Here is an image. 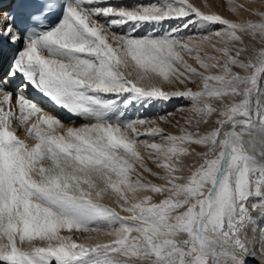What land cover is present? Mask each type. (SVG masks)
I'll return each mask as SVG.
<instances>
[{
	"label": "snow or ice",
	"instance_id": "snow-or-ice-1",
	"mask_svg": "<svg viewBox=\"0 0 264 264\" xmlns=\"http://www.w3.org/2000/svg\"><path fill=\"white\" fill-rule=\"evenodd\" d=\"M226 4L0 0V264H264V0Z\"/></svg>",
	"mask_w": 264,
	"mask_h": 264
},
{
	"label": "rangeland",
	"instance_id": "rangeland-1",
	"mask_svg": "<svg viewBox=\"0 0 264 264\" xmlns=\"http://www.w3.org/2000/svg\"><path fill=\"white\" fill-rule=\"evenodd\" d=\"M149 2H151V0H145V2H143L142 4H146ZM190 2L194 3L197 6H202L204 0H190ZM207 2L212 6L213 11H215V12H217V13H219V14H221V15L229 18V19L234 18L229 13V11L227 10L226 0H207ZM237 2L238 3L242 2V0H237ZM110 3L111 4H118L114 0H112V2H110ZM131 4H132V1L128 5H131ZM197 31H198L197 29H192L190 34H195ZM182 106L187 107V103L174 98L173 100H171L169 102H156L153 106H149V107L144 108V109L141 108V111L137 115H139L140 118L152 119V118H156L159 115H165L166 113H173L174 115L179 117L181 115V113H179L177 111V109L182 107ZM140 114H141V116H140ZM129 115H130L129 117L135 118V116H136L135 107H133L132 112H130ZM161 127H164L165 131H173V129L167 125L161 124Z\"/></svg>",
	"mask_w": 264,
	"mask_h": 264
},
{
	"label": "bare ground",
	"instance_id": "bare-ground-1",
	"mask_svg": "<svg viewBox=\"0 0 264 264\" xmlns=\"http://www.w3.org/2000/svg\"><path fill=\"white\" fill-rule=\"evenodd\" d=\"M114 1H116V3H118V4H123V5H128L129 3H131V1H132V4L133 3H143V2H145V0H114ZM110 2H112V0H110ZM26 95H27V97L29 99L37 102L45 111L50 112L51 114L58 116L65 123H67L66 114L63 111H61L60 109H58L57 107H55L51 102H49L45 97H43L42 94L38 93V91L29 88L27 90ZM13 103H14V100H13ZM138 107L139 106L135 107V110H136L135 118L137 116H139L137 114H139V112L141 111V108L140 107L138 108ZM132 109H133V107L132 108L129 107V109L127 110V115L128 116H130L129 114H130V112H132ZM142 109H144V108H142ZM141 114H140V116H141ZM152 119H155V118H152ZM82 122H83L82 120L78 121L77 126H78L79 123H82ZM141 131H143V129H141ZM19 135H20L21 138H23V135H24L23 131H20ZM123 214L124 213H121V215H123Z\"/></svg>",
	"mask_w": 264,
	"mask_h": 264
}]
</instances>
